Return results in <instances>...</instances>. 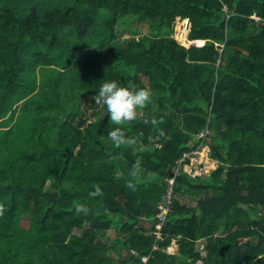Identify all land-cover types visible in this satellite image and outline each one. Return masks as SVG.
I'll return each mask as SVG.
<instances>
[{"label":"trees","instance_id":"trees-1","mask_svg":"<svg viewBox=\"0 0 264 264\" xmlns=\"http://www.w3.org/2000/svg\"><path fill=\"white\" fill-rule=\"evenodd\" d=\"M109 81L152 91L132 146L93 99ZM205 130L197 177L178 159ZM0 204V264H264V0H0Z\"/></svg>","mask_w":264,"mask_h":264},{"label":"clouds","instance_id":"clouds-1","mask_svg":"<svg viewBox=\"0 0 264 264\" xmlns=\"http://www.w3.org/2000/svg\"><path fill=\"white\" fill-rule=\"evenodd\" d=\"M152 96H153L152 91L149 88H146V87L137 88L132 82H129L126 86H120V84L116 81L105 82L101 85L98 93L93 97V99L95 100V104L101 107L106 106L110 123L118 126L108 133L109 139L112 141L115 147L119 148L124 145L132 146L136 143L135 138L128 137L125 130L120 126L124 125L125 123H130L136 120L137 117L142 114L143 109H145L147 105L152 103ZM145 122L147 123V121ZM162 122H163L162 120L158 121L155 117H153L151 120V123L154 126ZM198 140L194 139V142L192 143L193 148H196V147L201 148L204 145V144L203 145L200 144L199 142V144L196 146V143L198 142ZM192 149L185 151L183 155L178 159L179 161L178 166L179 167L182 166V171L186 170L187 172H191L196 175H199L196 172L198 168L203 167V166L200 167V164H203L202 163L203 156L199 153H196L195 151L189 152ZM193 154H196L197 156H199V159H198L197 164H195L192 169H189L193 165L192 164V160L194 158ZM204 159L205 160L207 159L206 156L204 157ZM210 161L211 159L208 160V162ZM143 171L144 170L141 167V160L140 158H137L136 163L133 165V169L130 175L133 178H135L137 176H141L143 174ZM170 182L171 184L169 186H172V183L174 182L173 177L170 179ZM127 186L131 188L132 190H135V184L130 182ZM101 194H102V189L100 188L99 185L95 186V191L89 193V195L92 197H95ZM74 207L78 214L79 213H83L84 215L89 214L90 209L83 204L76 203ZM4 212H5V206L3 204H0V216H3ZM158 217H160V220L156 222L157 223L156 226L158 230L155 233L157 234V232H160L161 237H162L161 229L164 226L166 218L161 217V216H158ZM177 242H178V245L176 247L179 246V241H178V237H174L171 243L169 244V246ZM155 246L157 247L153 248V250L160 248L158 243H156L154 247ZM132 251H133V254L137 253L134 249H132ZM143 256L149 257L146 262L142 260ZM150 257L151 255L149 254L142 255L141 260L143 261V263H147Z\"/></svg>","mask_w":264,"mask_h":264},{"label":"rangeland","instance_id":"rangeland-1","mask_svg":"<svg viewBox=\"0 0 264 264\" xmlns=\"http://www.w3.org/2000/svg\"><path fill=\"white\" fill-rule=\"evenodd\" d=\"M32 4L33 5H38V6H40L42 3H41V1H37V2H32ZM184 21L185 20H183V21H179V23L181 24V26L183 27V29H181V30H179L178 31V28H177V30H176V32L174 33V35L178 38H181V37H185L186 36V38H187V36H188V31H189V29L188 30H186V27H185V23H184ZM130 22V21H129ZM129 24V23H128ZM132 25L134 26V27H136L137 29H138V31L140 32V33H145V32H149V27L147 26V24L146 23H143V22H141V21H137V22H135V23H132ZM133 31V30H132ZM132 31L130 32V30H123L122 32H120L119 34H120V42L122 43L124 40H126V38L128 37V35H130V34H135V33H132ZM135 31V30H134ZM186 31V33H183L182 34V32H185ZM182 34V35H181ZM97 37L98 36H96V35H90V38H92V40H90V45L92 46V47H94L95 45H96V40H97ZM123 38V39H122ZM184 44H186L187 46H189V43H185V41H182ZM91 109L92 108H89V109H87V113H91ZM208 133H211V131H208V130H205V131H201V132H199L195 137H194V139L195 140H198L201 136H206ZM193 151H195L196 153H199V154H201L202 156H203V158L206 156V158L208 159V160H210L211 159V161L210 162H208L207 163V166H204V167H202V168H198V170H197V174H199V175H201V176H204V175H210V173H211V171L212 170H214L217 166H218V161L217 160H214L213 159V157L211 156V149H210V147L206 144V145H203L201 148H199V147H196V148H193L191 151H189V152H193ZM194 155V158H193V160H192V166L189 168V169H192L193 167H194V165L195 164H197V162H198V159H199V156H197L196 154H193ZM207 159L205 160L206 162H207ZM196 175V174H195ZM166 209H162V211H161V213L163 212V211H165ZM140 218H142L143 219V224H148V226L149 225H151L150 223H149V221L148 220H146V218L144 217V216H140ZM119 219H120V217H119ZM141 219V220H142ZM108 233L111 235V236H113V237H115L116 236V231L114 230V229H111V230H109L108 231ZM204 247H205V245H204ZM179 249H180V246H178V247H176V245L175 244H173V245H170L169 247H167V250H169L170 252H172V253H177L178 251H179Z\"/></svg>","mask_w":264,"mask_h":264},{"label":"bare ground","instance_id":"bare-ground-1","mask_svg":"<svg viewBox=\"0 0 264 264\" xmlns=\"http://www.w3.org/2000/svg\"><path fill=\"white\" fill-rule=\"evenodd\" d=\"M172 192V188H170V193ZM171 206H172V200L170 199V196L169 197H165L163 201H161L158 205V208H159V213H158V216H161V217H167V215L169 214L170 210H171ZM166 209L165 211H162V209Z\"/></svg>","mask_w":264,"mask_h":264},{"label":"built area","instance_id":"built-area-1","mask_svg":"<svg viewBox=\"0 0 264 264\" xmlns=\"http://www.w3.org/2000/svg\"><path fill=\"white\" fill-rule=\"evenodd\" d=\"M157 234H158V237H161V234H160V232H157ZM157 246H155L154 248H156ZM148 256H143L142 257V260L144 261V262H146L147 260H148Z\"/></svg>","mask_w":264,"mask_h":264},{"label":"crops","instance_id":"crops-1","mask_svg":"<svg viewBox=\"0 0 264 264\" xmlns=\"http://www.w3.org/2000/svg\"><path fill=\"white\" fill-rule=\"evenodd\" d=\"M207 162H208V159H207ZM207 162H206V161L204 160V158H203V160H202V163H203V164H200V167H202V166H203V167H204V166H207V165H206ZM174 244L177 246V245H178V242H177V243H174Z\"/></svg>","mask_w":264,"mask_h":264},{"label":"water","instance_id":"water-1","mask_svg":"<svg viewBox=\"0 0 264 264\" xmlns=\"http://www.w3.org/2000/svg\"><path fill=\"white\" fill-rule=\"evenodd\" d=\"M197 177H200V175H196Z\"/></svg>","mask_w":264,"mask_h":264}]
</instances>
